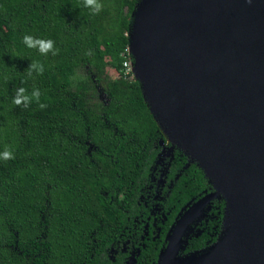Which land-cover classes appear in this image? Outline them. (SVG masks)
Segmentation results:
<instances>
[{"label":"trees","instance_id":"1","mask_svg":"<svg viewBox=\"0 0 264 264\" xmlns=\"http://www.w3.org/2000/svg\"><path fill=\"white\" fill-rule=\"evenodd\" d=\"M137 1L92 14L85 0H0V153L13 157L0 159V264H156L175 221L214 193L124 71ZM223 207L205 204L179 255L216 241Z\"/></svg>","mask_w":264,"mask_h":264},{"label":"water","instance_id":"2","mask_svg":"<svg viewBox=\"0 0 264 264\" xmlns=\"http://www.w3.org/2000/svg\"><path fill=\"white\" fill-rule=\"evenodd\" d=\"M130 18L131 74L143 96L140 62L188 155L170 144L214 191L175 221L156 264H264V0H138ZM216 196L232 206L235 227L213 249L179 255L185 229Z\"/></svg>","mask_w":264,"mask_h":264},{"label":"bare ground","instance_id":"3","mask_svg":"<svg viewBox=\"0 0 264 264\" xmlns=\"http://www.w3.org/2000/svg\"><path fill=\"white\" fill-rule=\"evenodd\" d=\"M141 3H142L141 1H139L137 3V7H136L137 10L141 6ZM129 49H130V51H132L134 53V55L137 57V59L139 61V57H138V53H137V47H136V43H135L133 35L131 38V45L129 46ZM136 76L142 82L141 89H142V93L144 96V100L147 102L148 105L151 104L150 108H151L152 116L155 119V121L158 123L160 130L162 131L166 140L169 143H172L175 147H177L179 150L184 152L186 155H188L187 148H186L185 144L182 141H180V139L177 137V135L174 132L171 125L166 121V119L159 112V110L156 106V103L154 101L152 92H151L150 88L148 87L147 80L145 77V73L143 71V68H142L140 62L138 63V66L136 69ZM233 211L234 210H233L231 205L228 204L225 206L223 213H222L220 235L224 234L225 232L232 230L235 227L236 215H233ZM213 248H214V245H210L208 247V250H211Z\"/></svg>","mask_w":264,"mask_h":264},{"label":"clouds","instance_id":"4","mask_svg":"<svg viewBox=\"0 0 264 264\" xmlns=\"http://www.w3.org/2000/svg\"><path fill=\"white\" fill-rule=\"evenodd\" d=\"M85 7H88L91 9L92 14H95L96 12L99 11L100 9V4L97 3V0H85ZM23 42L27 47H38V50L41 53H44L48 50L52 49V41L51 40H47V41H40V40H33V38L31 36L25 35L23 37ZM32 68H34L38 73L40 71H42V66L33 64L31 65ZM32 96L35 98L39 97V92L38 91H33L32 92ZM29 97L24 95V89L23 88H19L17 89V93L16 96L13 100V102L17 105L24 103L25 107H27V103H28ZM40 108L45 107V105L40 104L39 105ZM12 153L10 151H4L3 153H0V159H4V160H9L12 159Z\"/></svg>","mask_w":264,"mask_h":264},{"label":"built area","instance_id":"5","mask_svg":"<svg viewBox=\"0 0 264 264\" xmlns=\"http://www.w3.org/2000/svg\"><path fill=\"white\" fill-rule=\"evenodd\" d=\"M127 60L123 62V68L125 73H130L131 74V60L129 58V54L127 52Z\"/></svg>","mask_w":264,"mask_h":264},{"label":"rangeland","instance_id":"6","mask_svg":"<svg viewBox=\"0 0 264 264\" xmlns=\"http://www.w3.org/2000/svg\"><path fill=\"white\" fill-rule=\"evenodd\" d=\"M133 20L131 19V23H130V29H131V26H132V22ZM127 52H128V49H127ZM115 76V74H113ZM134 75V74H133Z\"/></svg>","mask_w":264,"mask_h":264}]
</instances>
